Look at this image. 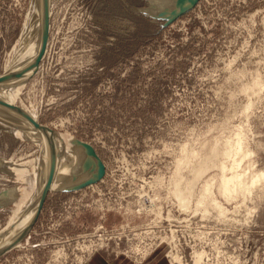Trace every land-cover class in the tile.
Listing matches in <instances>:
<instances>
[{"label":"rangeland","instance_id":"374dc122","mask_svg":"<svg viewBox=\"0 0 264 264\" xmlns=\"http://www.w3.org/2000/svg\"><path fill=\"white\" fill-rule=\"evenodd\" d=\"M34 1L0 0V75ZM51 3L47 50L16 105L90 143L106 173L87 189L50 192L22 246L0 264H89L98 255L110 264H171L179 249L185 264L196 250L206 264H264V194L245 205L220 198V164L231 161L213 156L240 134L254 152L241 169L251 161L264 170V0H200L167 26L141 13L152 0ZM1 156L36 159L38 170L43 150L0 123ZM204 163L200 177L194 170ZM4 171L0 193L29 188ZM206 183L228 210L220 220L202 200ZM27 195L0 209V231Z\"/></svg>","mask_w":264,"mask_h":264},{"label":"bare ground","instance_id":"6f19581e","mask_svg":"<svg viewBox=\"0 0 264 264\" xmlns=\"http://www.w3.org/2000/svg\"><path fill=\"white\" fill-rule=\"evenodd\" d=\"M35 1L37 5H35ZM35 1L27 13L28 22H26L25 27L21 31V36L19 38L20 40L13 46L12 57L7 61L8 63L5 67V70L0 76H10L18 72H24V74L23 76L14 78L9 82L0 83V100L11 106H17L21 108L34 120L39 121L35 110H28L26 107L16 105V101L19 98L21 89L25 87L26 83L28 82V78L34 74V70L31 68L42 49L43 3L42 0ZM172 1L173 0H154L152 4H154V6L163 5L167 7L170 6ZM49 3L51 8V0ZM146 10L150 11L149 9ZM38 69L39 67L37 70ZM260 86L261 83L256 81L255 87L258 88ZM256 88H252V91H256ZM0 123L5 129L9 130L13 134L21 135L22 137L29 140H35L40 145V149L43 150V158L41 160L42 165H39L40 168L38 170L36 159L30 160V162L24 164H15L12 161H7L2 156L0 157V170H5L4 172L7 174L18 175L19 179L26 180L30 185L29 188L18 186L14 189L2 191V193H0V209H3V207L7 205L16 204L17 200L20 198V195H27V193H29L28 191L33 187L32 191H30V193L27 195V202L25 205L23 207L20 205L18 206L19 209L17 210L15 216H12L7 222L6 226L2 228L3 230L0 231V249H3L5 246L16 244V247H14L15 249L22 246L24 240L19 241L20 235L24 234L27 229H29L32 224V220L35 218L39 210L40 200L43 196L46 183L48 181L50 165L52 164L51 160L52 154L54 152L53 149L56 151V165L54 180L51 185L50 192L61 193L64 190L73 188L75 185H79L87 181L91 176L90 172H83L82 170L85 152L84 148L75 142L76 137H72L71 135L65 136L60 132H56L47 125L44 126L48 127V132L43 133L39 129L35 128L30 120H27L17 112L12 111L1 104ZM219 155L231 161L230 168L229 164H220L222 175L217 190V195L220 198H223L227 203H233L236 201V199L241 197L243 201L242 204L245 205L246 202L252 199L256 194L259 193L260 196L264 194V170L257 169L255 167V162L251 161L245 169H241L242 163L246 159L252 158L254 152L246 145V143L243 141V137L240 134L237 135L234 144H230L228 142L225 147L219 149L216 147L213 150V156L218 157ZM189 157L190 156L185 153L183 156L178 158L177 167H180L182 162H184ZM31 165L33 166V170ZM206 166H208L207 163L201 164L198 167L199 170H194V172L201 177L205 173L204 170ZM96 184L89 186H95ZM213 190V185L206 183L204 186L202 200L205 201L208 199L211 202V205H213L218 210L219 216L217 219L220 220L222 216H226L228 210L226 207H224L222 201L218 200ZM178 194L182 196L183 191L179 190ZM179 198L181 199V202H183V207H188L189 204L182 200L181 197ZM202 202L203 201H199V203ZM238 206L241 207L242 205ZM255 210L250 208L248 210V215H252ZM164 240L169 242L167 238H164ZM170 248V250H172L171 246ZM151 250L146 249L147 253L144 254L142 252L143 256L146 257L148 254H150ZM181 252V249H179V251L177 250L176 253L173 251L169 252L171 264H185ZM193 256L194 264H206L205 259H207V253L205 250H196ZM235 262L237 261L235 260Z\"/></svg>","mask_w":264,"mask_h":264},{"label":"water","instance_id":"95a60500","mask_svg":"<svg viewBox=\"0 0 264 264\" xmlns=\"http://www.w3.org/2000/svg\"><path fill=\"white\" fill-rule=\"evenodd\" d=\"M154 0H152L153 3ZM200 0H173L170 4V6H163V5H156L154 6V4H151L150 7L148 8H144L141 10V13L148 15L149 17H152L155 20H163L165 21V26L170 25L171 22L175 21L176 19H178L179 17L183 16L186 14V12H188L189 10H191L192 8H194L198 2ZM50 0H42L43 3V11H42V18H43V39H42V49L41 52L38 56V58L36 59L35 63L33 64L32 68L34 70V73L37 71V68L39 67L40 63L42 62V58L47 50V44L49 41V37H50ZM146 9H149L150 11H147ZM24 72H18L15 73L13 75L10 76H0V83H6L9 82L11 80H13L14 78L17 77H21L23 76ZM34 74H32L28 80H30L33 77ZM0 104L2 106H5L7 108H9L12 111L17 112L18 114H20L21 116H23L24 118H26L27 120H30L33 125L35 126V128L39 129L40 131H42L43 133L48 132V127L42 125L39 121L34 120L30 115H28L26 112H24L21 108L17 107V106H11L7 103H5L4 101L0 100ZM51 138V137H50ZM75 142L80 145L81 147L84 148V152H85V158H84V165H83V172H90V178L79 184V185H75V187L64 190L62 192L65 193H71V192H75L78 190H82L85 189L87 187H89V185L92 184H96L98 182H100L101 180L104 179V175H105V171H106V166L104 161L101 160V158L99 157L95 147H93L90 143H86L78 138L75 139ZM53 154H52V160H51V165H50V171H49V175H48V181L46 183V187L43 193V196L40 200V204H39V210L35 216V218L32 220V224L29 227V229H27V231L20 235L19 241H23L27 238V236L30 234V232L33 230V227L36 225L37 220L39 219L43 209H44V205L46 202V199L48 197V195L50 194V189H51V185L53 183L54 180V173H55V149H53ZM14 247H16V244L10 245V246H5L3 249H0V257L4 256V254L8 253L10 250L14 249Z\"/></svg>","mask_w":264,"mask_h":264},{"label":"crops","instance_id":"0c3cea01","mask_svg":"<svg viewBox=\"0 0 264 264\" xmlns=\"http://www.w3.org/2000/svg\"><path fill=\"white\" fill-rule=\"evenodd\" d=\"M161 253H163V252H160V253H157V254L155 253L154 255H152V256L150 257V259L155 258L156 255H159V254H161ZM150 259H148V260H150ZM148 260H147V261H148ZM151 261H152V260H151ZM89 264H110V263H108V261H106V260L103 258L102 255H98V256H96L95 258H93L92 262L89 263ZM113 264H132V262H126V261H124L123 259H121L120 261H115Z\"/></svg>","mask_w":264,"mask_h":264},{"label":"built area","instance_id":"2783aa9c","mask_svg":"<svg viewBox=\"0 0 264 264\" xmlns=\"http://www.w3.org/2000/svg\"><path fill=\"white\" fill-rule=\"evenodd\" d=\"M103 182V181H102ZM97 189L99 188V186L97 185V187H96ZM103 236H101V238H102ZM102 242H103V240L102 239H100Z\"/></svg>","mask_w":264,"mask_h":264}]
</instances>
